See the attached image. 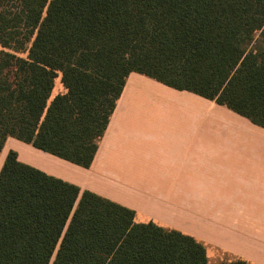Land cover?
I'll return each mask as SVG.
<instances>
[{
  "label": "trees",
  "instance_id": "trees-1",
  "mask_svg": "<svg viewBox=\"0 0 264 264\" xmlns=\"http://www.w3.org/2000/svg\"><path fill=\"white\" fill-rule=\"evenodd\" d=\"M130 73L264 129V0H0V152L89 168ZM63 92L51 99L54 80ZM0 264H207L190 235L48 175L0 168ZM228 264H249L237 259Z\"/></svg>",
  "mask_w": 264,
  "mask_h": 264
},
{
  "label": "crops",
  "instance_id": "crops-1",
  "mask_svg": "<svg viewBox=\"0 0 264 264\" xmlns=\"http://www.w3.org/2000/svg\"><path fill=\"white\" fill-rule=\"evenodd\" d=\"M136 95L159 104L140 109ZM35 154L32 167L133 210L135 222L204 242L208 263L264 264V129L214 101L130 73L89 168Z\"/></svg>",
  "mask_w": 264,
  "mask_h": 264
},
{
  "label": "rangeland",
  "instance_id": "rangeland-1",
  "mask_svg": "<svg viewBox=\"0 0 264 264\" xmlns=\"http://www.w3.org/2000/svg\"><path fill=\"white\" fill-rule=\"evenodd\" d=\"M64 91V88L62 87L61 83H60V77H57L55 80H54V88H53V91L51 93V99L57 94V93H60V92H63ZM133 102H138L139 105H141L142 107H140V109H150L152 106H157L159 103L158 99L156 96H139V95H136L133 99ZM13 147H15L13 150L16 151L17 155L19 156L20 158V161L21 162H25V161H28V162H25L27 163L28 165H39L35 162H32L31 160H34L36 154L35 152L39 151V152H42L44 153L43 151H40L38 149H35L33 146L29 145V144H26V143H23L21 141H18L16 139H13ZM12 147L11 146H7V151L8 150H12L11 149ZM7 151H4L3 155L0 154V168H1V165H2V161L5 157V154L7 153ZM22 151V152H21ZM46 155H49L47 153H45ZM50 157H53L51 155H49ZM54 158V157H53ZM58 160V159H57ZM44 162V160H42ZM63 162V161H62ZM40 163V162H38ZM36 168V167H35ZM82 168V167H81ZM38 169V168H37ZM182 228H185L186 230H190L191 229V226L188 225V224H183L181 226ZM186 234V233H185ZM189 235V234H187ZM191 236V235H190ZM196 240V239H195ZM198 241L199 243H201L204 248H205V252H206V246H205V243L200 241V240H196ZM207 256V255H206ZM207 264H219L217 261H213V260H210L209 263L207 261Z\"/></svg>",
  "mask_w": 264,
  "mask_h": 264
}]
</instances>
